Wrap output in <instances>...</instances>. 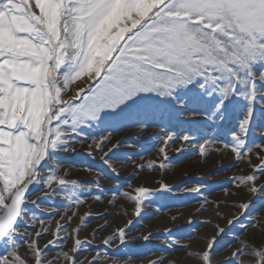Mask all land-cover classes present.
I'll return each instance as SVG.
<instances>
[{
  "label": "rangeland",
  "instance_id": "rangeland-1",
  "mask_svg": "<svg viewBox=\"0 0 264 264\" xmlns=\"http://www.w3.org/2000/svg\"><path fill=\"white\" fill-rule=\"evenodd\" d=\"M51 109L0 264H264V0H7L0 210Z\"/></svg>",
  "mask_w": 264,
  "mask_h": 264
},
{
  "label": "water",
  "instance_id": "water-1",
  "mask_svg": "<svg viewBox=\"0 0 264 264\" xmlns=\"http://www.w3.org/2000/svg\"><path fill=\"white\" fill-rule=\"evenodd\" d=\"M35 166L36 163L29 169L26 178L12 190L8 200L2 205L0 210V241L16 224L20 216L21 205L25 197L34 188V181L40 168H35Z\"/></svg>",
  "mask_w": 264,
  "mask_h": 264
},
{
  "label": "bare ground",
  "instance_id": "bare-ground-1",
  "mask_svg": "<svg viewBox=\"0 0 264 264\" xmlns=\"http://www.w3.org/2000/svg\"><path fill=\"white\" fill-rule=\"evenodd\" d=\"M53 106V105H52ZM52 110L51 109L49 111V113L47 114L46 118H45V121H44V140H43V143H42V148H41V152H40V156L38 158V160L36 161V164L37 166H35V168H39V165L42 163L43 161V156L45 154V152L47 151V138L49 136V131H50V126H51V116H52Z\"/></svg>",
  "mask_w": 264,
  "mask_h": 264
},
{
  "label": "snow or ice",
  "instance_id": "snow-or-ice-1",
  "mask_svg": "<svg viewBox=\"0 0 264 264\" xmlns=\"http://www.w3.org/2000/svg\"><path fill=\"white\" fill-rule=\"evenodd\" d=\"M7 0H0V10H3L5 7ZM261 190H264V186H262ZM239 255V253H237Z\"/></svg>",
  "mask_w": 264,
  "mask_h": 264
},
{
  "label": "crops",
  "instance_id": "crops-1",
  "mask_svg": "<svg viewBox=\"0 0 264 264\" xmlns=\"http://www.w3.org/2000/svg\"><path fill=\"white\" fill-rule=\"evenodd\" d=\"M10 132H11V135L13 133L14 134L13 137L15 136V139H17V135H16L15 131H10ZM15 142L16 141L14 140V144H16ZM25 147H26L25 145H22V148H25Z\"/></svg>",
  "mask_w": 264,
  "mask_h": 264
}]
</instances>
